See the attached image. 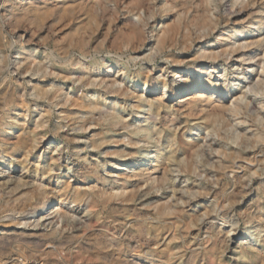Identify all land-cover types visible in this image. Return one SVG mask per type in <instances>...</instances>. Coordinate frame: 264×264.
<instances>
[{
    "label": "bare ground",
    "instance_id": "1",
    "mask_svg": "<svg viewBox=\"0 0 264 264\" xmlns=\"http://www.w3.org/2000/svg\"><path fill=\"white\" fill-rule=\"evenodd\" d=\"M111 1L113 0H3L2 2V8H0V50L7 48V51H5L2 58L0 57V82L5 81V77H10L9 79L12 81L14 79L12 73L16 71L17 77L29 72H31V76L42 72L41 77L44 79L41 78L40 82L47 81L48 78L52 77L70 82L73 77H76V80L70 87L71 89L75 88L77 80L81 82L78 87L80 91L85 87L94 86L95 92L98 93L97 100L83 94L73 96V98L65 95V98H63L65 100L57 104H61L62 107L64 106L61 111L59 110V114H62L61 118L65 122L67 121V124L64 126H72L73 129L81 132L88 131L93 125L96 126L95 133L91 132L93 134L89 140L90 144L84 143L83 145L78 136L69 137L68 135L70 134L67 135L68 143L75 145L79 143L84 146L80 152L72 153V155H77V159L86 158L88 152L93 150L96 152V156L101 154H105L106 156V158H102V163H99L100 157H98V159H90L91 161L88 164L84 162L79 166L77 164L76 169L73 171L76 175V179L74 178L75 183H72L71 178L62 180L60 179L62 175H56L55 173L53 175L52 172L55 168L57 170L63 168L60 160L67 152L65 153L66 147H60V142H57V136L49 138L48 143L46 142L49 129L45 128V126L49 120L51 109L45 108L40 112V117L43 120L36 121L34 124L28 123L27 117H29L28 115L32 111L31 100H25L26 98L24 100L19 99L21 101L19 103L16 93L10 90L11 88L4 89L3 92L1 91L2 93L0 92V106L4 105L8 108L5 110L8 111L3 112L4 109L0 111L2 113L0 116V156L12 157L10 167L12 166L14 157L21 156V159H18V164L26 172L33 166L31 165V160L34 158L36 160V173L41 171V173L49 175L48 178L50 179L43 192L38 195L33 193L34 187H29L28 183L18 185L15 188L16 194L10 195L11 199L7 201V204L10 207L9 212L18 213L19 215L15 217V215H4L2 212L3 218H7L4 221L5 223H2H4V227H8L11 224L20 225L18 228L25 230L26 227L21 225L29 224L28 227H30L32 224L37 225L41 222L44 224L48 220L57 217L58 214L59 217H66V212H64L63 208L67 207L69 211L67 214H70L72 210H69V203H75L77 208L74 210V213L77 211L81 213L80 207L89 198L91 203H94V206L97 204L98 206L99 204L107 206L110 202L117 200L118 204L116 206L112 205V211L131 217L132 221H135L134 230L127 231L125 236H121V233L119 236L116 234L112 235L111 233V235L105 234L101 232L102 230L97 231L101 233L85 232L83 239L80 237V240H84V245L86 244L87 247L89 246L96 251V256L102 261L101 264H155L154 259H156L157 255L154 254V246L158 244V240H156L157 235L154 233L152 227L149 228L148 224H146V219L139 218V216L143 214L144 210L147 212L152 211L153 214L161 216L174 214L175 208L171 205L170 196L164 195L169 192V187H172V198L176 194H178L177 198L179 197L174 205H178L179 201L186 205L198 196L202 197L213 194L214 198L218 199V195L221 193L218 186L223 176L221 172H225V169L228 167H231L235 171L233 195L243 197V195L250 192L248 190H250L251 181H253L255 176L260 179L264 177V37H256L259 35L256 32L264 27V0H232V13L235 15L247 13L248 16L243 21H240L237 16L233 21H230L229 17L226 19L227 23L223 27H220L223 16L218 10L217 4L213 8L211 0H182V5H180L181 7L179 6V10L181 11L179 17L183 16L182 22L174 27L171 25V27L159 29L149 27V22L146 21L141 24L134 21L131 18V14H139V10H130L129 15L126 14L128 21H125L124 25H116L109 21L113 18L109 20L103 18L102 15L109 9L108 3ZM130 1L126 0L125 2ZM167 3L161 7L166 13L168 10H178V4L176 7L173 3L170 4V7L164 9ZM150 10H153V7ZM172 24L174 25L173 22ZM149 29L150 31H148ZM6 32L10 34V37H6L7 39L4 41ZM206 39L212 40L207 41L208 44L206 46L203 45L200 48H196L192 54L185 52L190 51L199 43H203ZM149 42L153 43L155 48L163 53L174 52L178 48L184 51V56H178L173 53L168 55L172 66L177 67L173 71L172 78L174 79L172 81L167 79L169 69H162L163 74L159 79L151 78L150 73L132 72L130 76L134 75L135 82L132 88H130L125 84V77L129 71V66L126 64H117V69L113 73L112 67L108 66L109 69L104 74H101V69L99 68L106 63H100L94 54H100L105 50L108 53L116 49L121 51L123 48L136 52V49L145 47ZM51 43L53 45V52L56 54V62L48 70L43 59L37 61L35 54L38 52L37 48H45L47 50L51 47ZM10 48L17 49L16 58L20 59L14 68H11L10 64V59L12 58L9 53ZM81 57L82 59H80ZM85 59H88V61ZM229 59L240 63L238 66L244 67L243 79L250 78V81L246 83L248 85L243 86L247 90L240 88L241 83L246 82V80H239L238 87L234 89H231V85L227 83L221 84L212 80L213 73L219 68V61ZM208 63L211 65L209 66ZM254 64L258 65L260 70L253 68L252 71L254 73H250L249 68ZM187 67L192 71L194 70V73L191 75L184 74L183 71ZM223 70L225 71L224 75L230 76V74H226L229 72L227 71L228 69L224 68ZM199 73H208L210 77L201 79ZM225 80H228V78H225ZM16 81H19V79H16ZM140 82L144 83L142 90H138V83ZM7 84L9 85V83ZM159 84H162V87ZM169 86L171 87L170 89L174 87V93L167 92ZM63 87L62 84L48 85L47 83H37L33 85L32 92L37 95V100L40 101L56 99L58 97L62 99L63 94H67L62 92ZM109 95H115L116 98L117 96H122L125 103L121 104L119 109H117L119 102L116 101L113 102L111 107H107ZM253 96L256 97L255 103L251 104V101H246L247 97ZM68 102L70 106H66ZM11 110L13 111L12 113ZM238 115H242L241 118H244V115L248 117V120L245 116L244 120L235 124L243 128V131L239 132L237 137L240 140L239 145L243 147L241 151H246L248 155H245L246 157L239 160V162L237 161V163L234 162L232 165L230 164L231 166H227L226 162L230 158L232 159L235 151H228L221 147V149H217L214 156L215 160L212 161V172L215 177V181H213L216 189H207L197 182V177L194 174V170L196 169L193 164V158L203 150L202 147L205 143L211 141L209 140L210 136L213 137L212 135L221 131H219V126L225 120H228L227 116L233 117ZM247 122L249 125L245 127ZM76 125H79L78 128ZM227 125H229V122H227ZM5 127L8 128L6 129ZM193 127L204 129L205 136L201 138V141H204V143L194 139L196 133L191 132ZM40 128L42 130L38 131ZM222 135L224 136V133ZM163 139L165 141L160 144ZM141 142H144V144L140 145ZM183 142L184 145L182 146ZM45 144H49V146L47 145L48 147H46ZM112 145L115 147L126 145V149L102 151L103 148L111 147ZM39 148H42V151L51 148L50 162L43 167H39L42 156L35 155V151ZM71 156L67 155V158L70 159ZM236 156H239V154H236ZM147 158L149 161L143 164ZM119 162H122L124 166L119 169V172L115 173L116 175L112 174L111 177H116L117 181L112 182L115 179L110 181L111 184L108 186L106 182L109 179L107 178L108 176L105 177L103 175L102 168L106 165H113ZM71 168L66 166L64 169L70 171ZM52 178H55V180L52 181ZM90 178H95V184L92 182L91 184L93 185L89 184L90 181L88 180ZM184 182L188 184L184 186L182 184ZM262 183H264V179H262ZM81 184H86L88 187L83 188ZM144 186H152L151 188H158V191L162 190V192L160 194L158 192L154 194L153 192L156 200L146 206L144 210H141L140 205L138 204V208L135 202L140 198L149 197V194L146 192L144 194L140 193V190ZM262 189L264 193V186ZM234 197L232 196V198ZM239 198L232 202L230 201L229 205L238 202ZM262 199H264V195ZM224 202L221 205L220 203L206 204L205 214L202 217L192 215L191 222L198 226V236L203 232L208 235L209 242L212 238L214 240L210 247L202 248L199 246L202 249L193 248L194 250H190L189 253L181 254L182 258L185 257L184 264H196L200 257H202V260H214L216 255L224 254L231 247L234 241L231 238V234L237 232L238 222H234L235 220L227 222L225 220L228 218V210H226ZM55 203H58L59 207H55ZM232 207L230 208L232 209ZM198 208V206H194L192 209L193 211H198ZM17 210L20 211L17 212ZM56 212L57 214L52 216ZM186 212L184 210L177 211L178 216ZM248 213L249 216L247 217L249 220L242 234L240 232V238H246L250 232L264 230V207L253 206ZM155 218L151 217L150 220H155ZM216 218H222L224 224L229 223L228 227L230 229L224 231V227L220 226L218 228L217 220L215 221ZM254 220L257 223L256 225H253ZM52 223L53 221L49 222V224ZM171 230L173 231V228ZM48 232L45 236H48ZM77 234L80 233L77 232ZM68 235L66 239L70 241L74 235L72 234V237L70 234ZM259 237L262 238V235ZM73 241L75 240L73 239ZM63 242L58 244L62 245ZM235 243L237 245L234 247V253L240 251L241 258L256 256L262 252L258 248L256 249L252 243L239 240ZM80 246L83 245L80 244ZM183 246L186 245L183 244ZM124 248L133 252L134 258H125L123 254L124 256L122 257L125 258L123 259L120 252ZM51 252L52 244L46 245L44 252L39 254L42 259H46L47 254ZM80 252L82 251L80 250ZM31 253L34 254L35 251ZM87 255H89V252ZM94 255L95 253L92 256ZM86 261H89V259ZM249 262L264 264V257H256L249 260ZM45 263L44 261L43 264ZM54 263L56 262L54 261ZM167 264L170 263L168 262Z\"/></svg>",
    "mask_w": 264,
    "mask_h": 264
},
{
    "label": "rangeland",
    "instance_id": "2",
    "mask_svg": "<svg viewBox=\"0 0 264 264\" xmlns=\"http://www.w3.org/2000/svg\"><path fill=\"white\" fill-rule=\"evenodd\" d=\"M125 1L126 0H113V1L109 2L108 3V7H109L110 10L107 9V11H105L106 13L104 12L102 17L107 19V20L113 18L114 20L112 19V20H109V21L113 22L116 25L117 24L124 25L128 21L127 15H129L128 13H130V10H132V11L133 10L134 11L139 10L140 11L139 14H131V16H132L131 18L134 21H136V22H138L140 24L143 23L144 21L149 22V27L151 26V27H153L155 29L168 28L169 26L171 27V25L174 27L176 25H179L182 22L183 16L179 17V15L181 14V11L179 10V6L182 5V2H181L182 0H148V2H147V0H131V1L129 0L130 2H125ZM231 1L232 0H211V2L213 4L212 5L213 8H215L216 4H217L218 7H219L218 10L220 11L221 15L223 16L222 19H221V23H220L221 26L220 27L225 26V24L227 23L226 19L229 18V17H230L229 18L230 21H233V19H235L236 16L238 17V19L240 21H243V20H246V18L248 16L247 13H244V14H241V15L233 14L232 11H231ZM2 2H3V0H0V8H2ZM116 2H117V4H116ZM132 3H134V4H132ZM166 3H167V5L164 7V9L167 8V7H170V4L173 3V4L176 5V7H177V4H178V10L177 9H175L174 11L173 10H168V12L166 13V11L161 9V7L164 4H166ZM123 6H125V7H123ZM145 6H147V7H145ZM130 7L134 8V9H131ZM152 7H153V10L156 7H158V8L153 11V10H150V9H152ZM159 11H161V12H159ZM175 11H176V13H175ZM124 12H126V13H124ZM107 13H108V15H107ZM106 15H107V17H106ZM165 22H166V24H165ZM172 22L174 23V25L172 24ZM148 31H150V29ZM256 33L259 34L256 37H258V38L259 37H264V27L260 31H257ZM6 37L7 38L10 37V34L8 32L5 33L4 41H6V39H7ZM249 39H251V38H249ZM209 40H212V39H206V40L203 41V43H199L200 45L198 44L197 46H194L190 51H185V52H187V54H192L196 50V48H200L203 45L206 46L208 44L207 41H209ZM50 45H51V47L49 49H47V50H45V48H37L38 52L35 54L36 57H37V61L40 60V59H43L44 64H45V66H47L48 70H50L51 67H52V64L54 62H56L55 61L56 54L53 52V45H52V43ZM32 46H35V45H32ZM136 50H137L136 52H133V51L127 50L126 48H123V49H121V51L119 49L112 50L111 51L112 54L108 53L106 50L104 52H101L100 54L99 53L94 54L95 58L100 63H102V62L106 63V64L102 65L101 68H99V69H101V74H104V72H106L107 69H109V67H112V73H113L117 69V67H116L117 64H126L127 66H129V71H128V75L125 77V84H127L130 88H132V86L134 85V82H135V79L133 78L134 75L130 76V74L132 72H134V73L135 72H141V73H147V74L150 73V77L151 78L159 79V78H161V76L163 74L162 69H167V70L169 69V71H168L169 75L167 76V79L169 81H172V79H174V78H172L173 71L176 70L177 67H173L172 66L171 61L169 60L170 58L168 59V57H169L168 55H171L173 53L175 55L177 54L178 56H182V55L184 56V51H182V49H180V48L175 49L174 52L169 51L167 53H163V52L159 51L158 49H156L155 46L153 45V43H150V42L145 47H142V48L139 47ZM5 51H7V48H5L4 50H0V57L1 58H2V56H4ZM9 53H10V56L12 57L10 59L11 68H14V66L16 64H18V62L20 61L19 58H16L17 49L16 48H13V49L10 48ZM49 54H50V56H49ZM77 56H79V55L77 54ZM80 59H82V57ZM112 59H113V61H111ZM85 60L88 61V59H85ZM56 64H58V63H56ZM59 65H61V64H59ZM208 65L210 66L211 64L208 63ZM238 65H240V63L235 62L234 60H231V59L219 61V68L217 69V71L215 73H213L212 80L215 81V82L221 83V84L227 83V84L231 85V89H234V88L238 87L239 80L240 81H241V79L243 81L246 80V82H242L241 83L240 88H243L244 85H248L246 83H248L250 81V78H247V79L244 78L243 79V75H244L243 68L244 67L243 66L240 67ZM224 68L228 69L227 71H229V72L226 73V74H230V76L229 75H224L225 74V71L223 70ZM253 68H255L257 70H260V67H258V65H256V64H254V65H252L249 68V72L250 73H254V71H252ZM183 73L186 74V75H188V74L191 75V74L194 73V70L192 71L189 67H187L183 71ZM41 74H42V72H40L39 74H37L35 76H31V72H29V73H26V74H23V75H18L20 77H17V71L13 72L12 73V77L15 80L12 79V81H11V79H9L10 77H5V81L0 82V92L1 91L3 92L4 89H10L11 88L10 90H13L16 93V97L18 99L17 101L19 103H21V101L19 99L24 100V98H26L25 100H28V101L31 100L32 111L28 115L29 117H27V119H28L27 122L28 123H31V124L33 123L34 124L36 121L43 120L40 117V112H42L45 108L46 109L48 108L49 110L51 109L50 110L51 111L50 112V116L48 118L49 120H48V122H47V124L45 126V128L49 129V134L46 137V142L48 143V139L49 138H55L57 136L56 137L58 139L57 142H60V147L61 148H65L66 147L67 148V149L65 148V153L67 152V154H65L64 157L60 160V162H62V164H63V168L61 170H57L55 168L54 171L52 172V174L53 175L56 174V175H60V176L62 175L61 176L62 178H60L62 180L71 178L72 183H75L74 180L76 179V175H75V172H73V171H74V169H76L75 167H77V164H78V166L81 165L83 162L88 164L91 161L90 159H92V158L93 159H98V157H100L99 158V163H102L101 162L102 158H106V156H105V154H101V155L96 156L95 155L96 152L93 151V150H90L88 152V154H90V155L87 154L86 158L77 159V155H72V153L80 152L81 149L84 147L83 146L84 143L90 144L89 140H90V137L92 136V134L95 133L96 126H94V125L91 126L90 127L91 129H89L86 132H81V131L75 130V129H73L72 126H64V125L67 124V121L65 122L61 118L62 114H59V110L61 111L62 108H64V106L62 107L61 104L58 105L57 103L58 102H63L65 100V99H63V98H65V95L67 97L73 98V96H79L80 94H83V95H87L88 97L90 96L94 100H97L98 93L95 92L96 89L94 88V86L85 87V88L82 89L83 91L82 90L80 91L78 87L80 86L81 82H78V80L75 82V88L71 89L70 87L72 86L73 82L76 80V77H73L70 82H68V81L66 82V80H59V79H57L55 77L48 78L47 81L40 82L39 80L44 79V78L41 77ZM208 76H209L208 73H199V77L201 79L202 78H209L210 76L209 77ZM225 78H228V80H225ZM16 79H19V81H16ZM7 83H9V85ZM37 83L38 84L39 83H41V84L42 83H45V84L47 83L48 85H50V84H57V85L58 84H62L64 86L62 92L63 93H67V94H63V96H62L63 100L61 99V97H58L56 99H51V100L45 99L46 101L45 100L44 101L43 100H41V101L37 100V95L32 92L33 85L37 84ZM171 85H172V83H171ZM13 86H15V87H13ZM159 86L162 87V84H159ZM138 87H139L138 90H142V87H144V83L143 82L138 83ZM168 88L169 89H168L167 92L170 91L169 93H174V87L172 89H170L171 87L169 86ZM163 89H165V88H163ZM243 90H247V88L244 87ZM16 91L19 92V93H17ZM75 91H77V92H75ZM1 93H0V95H1ZM255 99H256L255 96L247 97L246 101H248V102L251 101V104H253V103L256 102ZM115 101L119 102V104L117 105V109L120 108L121 104L125 103V101H124L122 96H117V98H116L115 95H109L108 103H107L106 106L107 107H111L113 102H115ZM69 102H68V104L66 106H70ZM3 109H4V111H3ZM5 109H8V108L5 107L4 105L0 106V111L5 112L6 111ZM10 109H12V108H10ZM12 112L13 111L11 110V113ZM1 115H2V113L0 112V116ZM245 116L246 115H244V118H241L242 115L233 116V117L232 116H227L228 120H225L219 126V128H220L219 131L221 130L222 132L221 131L219 133L217 132V134L212 135L213 137L210 136L209 140H211V141L208 142L209 144L205 143L204 146L202 147L203 150H201V152L197 156H195L193 158V164H194V167L196 169V170H194L195 171L194 174L197 177V180H198L197 182L201 183V186H204L207 189L208 188L213 189V190L216 189V185L214 183L215 177L213 176L214 173L212 172V169H213L212 161L215 160L214 156L216 154L217 149H221V148L223 149L224 148L225 150H228V151H231V150L235 151V153L232 156V159L230 158L226 162L227 166H231L234 162L235 163H237V161L239 162V160L245 158L248 155V153L246 151H241L243 147L239 145L240 140L237 137V134L239 132H242L243 128L241 126H236L235 125L239 121L244 120L247 117V116L246 117ZM247 120H248V117H247ZM227 122H229V125H227ZM248 125H249V123L247 122L245 124V127H247ZM76 126L78 128L79 125H76ZM59 127H61V128L59 129ZM5 128L7 129L8 127H5ZM41 130L42 129L40 128L38 131H41ZM91 132H93V133H91ZM191 132H193V133L195 132L196 133L194 135V139L195 140L204 143V141H201V138L203 136H205V131H204L203 128L193 127L191 129ZM223 133H224V136L222 135ZM68 134H70V135H68ZM5 135H6V132H5ZM67 135L69 137L70 136H78L80 138L81 142H83V145L79 144V143L76 144V145L68 143V140H67L68 136ZM116 136H119V135H116ZM164 141H165V139H163L160 142V144H162ZM49 143H50V141H49ZM143 144H144V142L140 143V145H143ZM47 145L49 146V144H45L46 147H48ZM183 145H184V142L182 143V146ZM117 147L112 145L111 147L103 148L102 151L104 152L105 150H115V149L125 150L126 149V145H122V146L119 145ZM50 151H51V148H49V150H45V151H42V148H39L38 150L35 151V155L37 154V155H41L42 156L41 157L42 161L40 162L41 165L39 167H43V166H45L46 164H48L50 162V155H51ZM81 154L84 156V154L82 152H81ZM236 154H239V156H236ZM67 155H69V156L72 155V156L69 159V158H67ZM20 157L21 156L14 157V159L12 161V166L10 167L9 165H10V160H12L11 159L12 157L8 158L7 156H4V155L0 156V165L2 164L0 166V194H1V196L3 195L2 197L0 196V215L2 216V217L0 216V264H10L14 260V258L19 257V256H23V257L25 256L26 257V258L24 257V259L26 261V264H43L44 261L46 262L45 264H47V263L48 264H50V263L53 264L54 261L56 262L54 264H59V262H61L63 264H80V263L81 264H101L102 261H101V259H99L96 256V251L91 249L89 246H88L89 247L88 248L86 246V244L84 245L85 241L83 240L84 241V243H83V241L80 240V237H81V239H83V236H84L85 232L86 233H88V232L101 233L102 232V233H105V234H110L111 233L112 235L116 234L118 236L121 233L120 234L121 236H125V233L127 231L134 230L133 226L135 224V221H132L131 217H129L127 215H123V214H117V213H114L112 211L111 208L118 204L117 200L114 201V202H110L109 204H107V206H104L102 204H99V206H98V204H97L96 205L97 207H96V206H94V203H91V201L89 200L90 198L85 202V204H83L80 207V209L82 210L81 213H79V211L74 213V210L77 207L75 206V203H72V204L69 203V210H72L70 212V214H67V212H69L67 207L63 208L65 210V211L64 210L63 211L66 212V217H63V216L59 217V214H58L57 217L48 220L44 224H42V222H41V223H39L37 225L36 224H32L30 227H28L29 224L21 225V226L26 227L25 230L24 229H19L18 227L20 225L18 226L16 224H11L8 227H4V223H5L4 221L7 220V218H3L4 215H10V216H14L15 215V217L19 215L18 213H12L11 211L9 212V208L10 207L7 204V201L11 199V196H12L11 194H13V193L16 194L15 188L18 185H22L23 183H28L29 187L30 186L32 188L34 187L33 188V191H34L33 193L35 195H38L41 192H43V190L45 189V187L49 183V179H50V178H48L49 175L43 174V173H41V171L36 173V171H35V164H36L35 161L36 160L34 158H32V160H31V165H33V166L31 167V169H29L26 172V170L23 169L21 167V165L18 164V159H21ZM107 159L111 160L110 158H107ZM148 161H149L148 158L145 159L143 164L144 163L146 164ZM66 166H68V168L72 167L70 169L71 172L64 169ZM122 166H124L123 163L119 162V163H114L113 165H106L104 168H102L103 175L105 177L108 176L107 178L109 179V181L106 182V184H108V186L111 184L110 181H112L114 179L115 180L112 181V182H116L117 181L116 177L112 178L111 176H112V174L114 175L115 173L119 172V169ZM32 168H34V169H32ZM42 171H43V169H42ZM66 173H68V174H66ZM221 173L223 174V176H222V179L220 181L221 183L218 186V187H220V191H221V193H219V195H218V199H215L213 194L212 195L210 194L208 196H206V195H204L202 197L198 196V197L194 198L195 200L192 199L191 200L192 202L190 201V202H188L189 204L187 203L186 205H185V203H181V201H179L178 205H174V203L177 201V199L179 197L177 198L178 194H176V196L172 198V196H173V192H172V189H171L172 187H169L168 188L169 192L167 191L169 194L166 192L167 194H164V195H169L170 196L171 205H173L174 208H175L174 209L175 210L174 214H170V215H165V216L162 215L161 216V215L153 214L152 211L147 212L146 210H144L146 208V206H148L149 204H151V202L156 200V198H154V194L156 192H158L160 194L162 192V190L158 191V188H154L153 189V188H151L152 186H144L140 190L141 194H144L145 192L149 194L148 195L149 197L145 196L146 198H144V197L140 198V199H138L135 202V204H136V206L138 208H139V205H140L141 210L142 209L144 210L143 214H141L139 216V218L146 219L145 220L146 224H148L149 228L152 227V229L154 230V233L157 235V239L156 240H158V244L156 246H154V250H155L154 254L157 255L156 259H154L155 264H157V263L167 264L168 262L170 264H184L185 263V257L182 258L181 254L189 253L190 250H194V249H197V248L198 249H202V248L210 247V245H211L212 241L214 240V238L210 239V242H209L207 234L202 232L201 235L198 236L199 235L198 234V226L193 224L191 222V219L193 218V216L202 217L203 214H205V210H206V206L207 205L217 204V203L218 204L220 203V205H221L224 201H225L224 204L226 206L225 208H226V210H228V218L225 219V220L227 222L230 221V220H235L234 222H236V223L238 222V224H237V227H238L237 232L231 234V238H233L234 241L231 244V247L229 249H227L224 254L216 255L214 260H210V261L208 259L207 260H202L201 259L202 257H200L196 264H256V263H252V262L250 263L249 260L255 259L256 257H260V258L264 257V243H263L264 242L263 241L264 240V230L256 231V232H250L247 235L246 238H240V232L242 234V231L246 228L247 222L249 220L248 217H247V216H249L248 215L249 214L248 213L249 210L253 206L254 207H260V206L264 207V199H262V196L264 195L263 189H262V187L264 186L263 185L264 183H262V179H264V177L260 179L257 176H255L253 181H251L250 190H248V192L249 191L250 192L245 194V195H243V197H242L240 195H233L232 194V191L234 189V187H233L234 183L233 182H235L234 181L235 180V177H234L235 176V171H233V169H231V167H228V168L225 169V172L222 171ZM34 176H37V177H34ZM54 180H55V178H52V181H54ZM88 181H90L89 182L90 185H93L96 182L95 178H90ZM191 181H193V180H191ZM191 181H189V182H191ZM91 182L93 184H91ZM182 184L184 186H186V184H188V183L184 182ZM81 185H82L83 188L88 187V185H86V184H81ZM222 185L224 186V188H223ZM153 192H154V194H153ZM230 194H231V196H230ZM219 196H220V198H219ZM232 196L233 197L237 196V197L236 198L234 197L235 198L234 199V198H232ZM239 197H241V198H239ZM238 198L240 199L238 202L233 203V205H229L230 201L232 202V201H234V200H236ZM144 199H146V200L144 201ZM228 199H231V200H228ZM5 203H6V205H5ZM109 206H110V208H109ZM143 206H144V208H142ZM194 206H198L199 207L198 211H193L192 208H194ZM55 207H59V204L55 203ZM230 207H232V209ZM209 208H210V206H209ZM178 210H184L185 212L187 210L188 211L185 214H182V215L178 216V213H177ZM19 211L20 210H17V212H19ZM199 211H200V213H199ZM2 212H3L4 215L2 214ZM103 213H104V215H103ZM56 214H57V212L54 213L52 216H55ZM149 215H151V216H149ZM101 216H103L102 217L103 219L101 218ZM171 216H173V217H171ZM79 217L81 218V220H80ZM91 217L93 218V220H92ZM151 217H153V218L156 217V218H155V220L154 219L150 220ZM163 217H167V218L164 219ZM178 217H180V218H178ZM204 218L207 219L206 216H204ZM159 219L161 220V222H160ZM171 219H172V221H171ZM106 220H108L109 222L106 221ZM158 220H159V222H158ZM51 221H53V223L49 224V222H51ZM94 221H96V222H94ZM182 221H183V223H182ZM215 221L217 222L218 228L220 226H222V227H224V231H227V229H230L228 227L229 223L224 224L223 223L224 220L222 218H216ZM2 222H4V223H2ZM92 222H94V223H92ZM149 223H151V224L149 225ZM152 223H154V224H152ZM256 224L257 223L254 220L253 221V225H256ZM92 225H93V227H92ZM96 225H97V227H95ZM172 228H173V231L171 230ZM253 229H254V227H253ZM99 230L100 231L102 230V231L101 232H97ZM52 231H54V232H52ZM164 231L165 232L168 231V232L165 233ZM47 232H48V236H45V234L47 235ZM77 232L80 233V234H77ZM30 233L31 234L33 233V234L31 235ZM68 234H70L71 237H72V234L74 235L72 237V239H70V241L72 240L71 242L67 241V239H66V237L69 236ZM165 235H167V236H165ZM191 235H193L194 237L191 236ZM261 235H262V238L259 237ZM73 239L75 241H73ZM30 240H31V242H30ZM237 240L242 241V242L252 243L256 249L258 248V250H261L262 252L260 254L256 255V256H250V257L245 256L246 258L245 257L241 258L240 251H238L237 253H234L235 252L234 251V247L237 245L235 242ZM61 242H63L62 245L58 244V243H61ZM65 242H66V244H65ZM203 242H205V243H203ZM74 243H76V244H74ZM79 243L81 245H83V246H80ZM50 244H52V252H51L52 254L49 253V254H47L46 259H42L40 254L42 252H44V250L46 249V245H50ZM72 244H74V245H72ZM77 244H78V246H77ZM183 244H185L187 247L183 246ZM199 246L202 247V248H199ZM80 247H81V249H80ZM191 247H192V249H191ZM83 248H84V251H83ZM24 250H26L25 253H24ZM80 250L82 252H80ZM86 250L89 252V255H87L88 252ZM21 251H23V252H21ZM34 251H35V253H34ZM31 252H33L34 254H32ZM53 252H54V255H53ZM56 252H57L58 256H56L57 255V254H55ZM171 252H173V253H171ZM37 253L38 254L40 253V254L38 255ZM93 253H95L94 256H92ZM22 254H24V255H22ZM80 254H82V255H80ZM123 254L125 255V258H128V259L134 258V256H133L134 253L131 252L130 250L126 249V248H124L120 252L121 257L124 256ZM79 256H81V257H79ZM88 256H89V258H88ZM90 256H91V258H90ZM92 257H94V258H92ZM95 257H96V259H95ZM76 258L78 259V261H77ZM81 258H83V259H81ZM122 258L125 259L124 257H122ZM48 259H49V261H48ZM87 259H89V261H86ZM162 259L164 260V262H163ZM200 259H201V261H200ZM245 259H246V261H245Z\"/></svg>",
    "mask_w": 264,
    "mask_h": 264
},
{
    "label": "built area",
    "instance_id": "3",
    "mask_svg": "<svg viewBox=\"0 0 264 264\" xmlns=\"http://www.w3.org/2000/svg\"><path fill=\"white\" fill-rule=\"evenodd\" d=\"M10 264H26V261L24 257L19 256V257L14 258V260Z\"/></svg>",
    "mask_w": 264,
    "mask_h": 264
}]
</instances>
